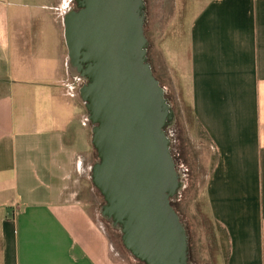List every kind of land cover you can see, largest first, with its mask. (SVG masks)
<instances>
[{"label":"crops","instance_id":"1","mask_svg":"<svg viewBox=\"0 0 264 264\" xmlns=\"http://www.w3.org/2000/svg\"><path fill=\"white\" fill-rule=\"evenodd\" d=\"M36 1L0 0V264H112L86 203L96 151L68 70L69 0ZM189 78L217 159L206 196L226 264H264V0L201 9Z\"/></svg>","mask_w":264,"mask_h":264},{"label":"water","instance_id":"2","mask_svg":"<svg viewBox=\"0 0 264 264\" xmlns=\"http://www.w3.org/2000/svg\"><path fill=\"white\" fill-rule=\"evenodd\" d=\"M63 18L68 70L98 160L91 182L101 215L143 264H192L189 236L171 202L184 185L167 129L176 122L149 62L142 0H77Z\"/></svg>","mask_w":264,"mask_h":264},{"label":"rangeland","instance_id":"3","mask_svg":"<svg viewBox=\"0 0 264 264\" xmlns=\"http://www.w3.org/2000/svg\"><path fill=\"white\" fill-rule=\"evenodd\" d=\"M209 1L145 0L149 62L160 83L167 86V97L176 117L167 134L176 167L183 171L180 177L184 187L177 198V209L188 232L192 264H226L228 249L225 232L210 216L206 196V183L217 161L216 154L189 105V33L194 18ZM24 2L34 4L37 1ZM62 15L60 13V19ZM82 84L77 82L75 89L76 100L80 103ZM97 160L95 152L92 165ZM86 186L89 190L86 197L88 210L106 233L108 261L112 264H143L125 250L121 234L102 217L105 202L99 191L91 182Z\"/></svg>","mask_w":264,"mask_h":264},{"label":"flooded vegetation","instance_id":"4","mask_svg":"<svg viewBox=\"0 0 264 264\" xmlns=\"http://www.w3.org/2000/svg\"><path fill=\"white\" fill-rule=\"evenodd\" d=\"M142 10L144 11V13L146 14V4H145V0H142ZM70 11H79V8H78V2L77 0H69L68 2V8L66 10V13H69ZM146 23V22H145ZM175 161V160H174ZM176 165V164H175ZM177 166V165H176ZM176 171L178 173V175H180L181 173L183 174V171L180 169V168H177L176 167ZM178 200L177 199H173L171 204L173 206V208L175 209V211L178 213V215L180 216L179 212H178V209H177V202ZM181 219V217H180ZM182 221V219H181Z\"/></svg>","mask_w":264,"mask_h":264},{"label":"trees","instance_id":"5","mask_svg":"<svg viewBox=\"0 0 264 264\" xmlns=\"http://www.w3.org/2000/svg\"><path fill=\"white\" fill-rule=\"evenodd\" d=\"M191 109V108H190ZM191 112H192V110H191ZM192 115H193V112H192ZM209 207V206H208Z\"/></svg>","mask_w":264,"mask_h":264}]
</instances>
